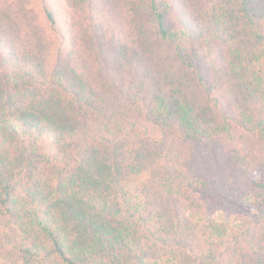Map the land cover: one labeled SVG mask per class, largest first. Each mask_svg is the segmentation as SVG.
<instances>
[{
    "label": "trees",
    "instance_id": "trees-1",
    "mask_svg": "<svg viewBox=\"0 0 264 264\" xmlns=\"http://www.w3.org/2000/svg\"><path fill=\"white\" fill-rule=\"evenodd\" d=\"M0 264H264V0H0Z\"/></svg>",
    "mask_w": 264,
    "mask_h": 264
},
{
    "label": "rangeland",
    "instance_id": "rangeland-1",
    "mask_svg": "<svg viewBox=\"0 0 264 264\" xmlns=\"http://www.w3.org/2000/svg\"><path fill=\"white\" fill-rule=\"evenodd\" d=\"M245 209H246V211L247 212H249L248 210H252V208L250 207V204L249 203H246L245 204ZM218 219L220 220V221H222V222H227V220H224L223 219V217H218ZM228 223V225L230 226V227H232L234 224L233 223H229V222H227Z\"/></svg>",
    "mask_w": 264,
    "mask_h": 264
}]
</instances>
